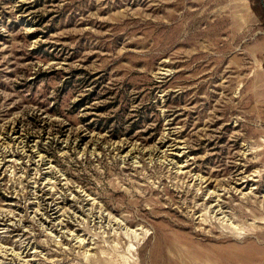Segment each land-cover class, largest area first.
<instances>
[{
	"label": "rangeland",
	"instance_id": "obj_1",
	"mask_svg": "<svg viewBox=\"0 0 264 264\" xmlns=\"http://www.w3.org/2000/svg\"><path fill=\"white\" fill-rule=\"evenodd\" d=\"M255 0H0V264H264Z\"/></svg>",
	"mask_w": 264,
	"mask_h": 264
},
{
	"label": "trees",
	"instance_id": "obj_2",
	"mask_svg": "<svg viewBox=\"0 0 264 264\" xmlns=\"http://www.w3.org/2000/svg\"><path fill=\"white\" fill-rule=\"evenodd\" d=\"M253 10L258 15V17L264 22V0H255L253 4Z\"/></svg>",
	"mask_w": 264,
	"mask_h": 264
}]
</instances>
